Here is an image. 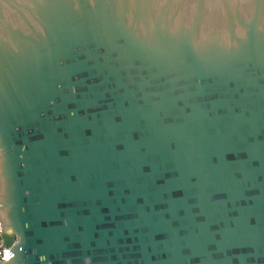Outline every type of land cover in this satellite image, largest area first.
I'll return each instance as SVG.
<instances>
[{"label":"water","instance_id":"obj_1","mask_svg":"<svg viewBox=\"0 0 264 264\" xmlns=\"http://www.w3.org/2000/svg\"><path fill=\"white\" fill-rule=\"evenodd\" d=\"M0 264H264V0H0Z\"/></svg>","mask_w":264,"mask_h":264},{"label":"built area","instance_id":"obj_2","mask_svg":"<svg viewBox=\"0 0 264 264\" xmlns=\"http://www.w3.org/2000/svg\"><path fill=\"white\" fill-rule=\"evenodd\" d=\"M1 235V231H0ZM12 250L10 247H5L2 242H0V261H5L6 256H11Z\"/></svg>","mask_w":264,"mask_h":264}]
</instances>
